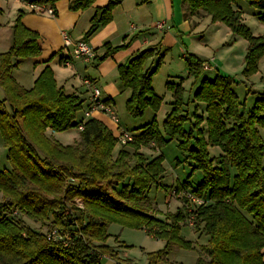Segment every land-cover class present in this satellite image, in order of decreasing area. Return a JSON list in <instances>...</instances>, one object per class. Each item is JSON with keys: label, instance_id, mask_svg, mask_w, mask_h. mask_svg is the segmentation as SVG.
I'll return each mask as SVG.
<instances>
[{"label": "trees", "instance_id": "16d2710c", "mask_svg": "<svg viewBox=\"0 0 264 264\" xmlns=\"http://www.w3.org/2000/svg\"><path fill=\"white\" fill-rule=\"evenodd\" d=\"M56 1L29 3L53 6ZM94 1L71 0L69 8L83 10ZM241 1L183 0L191 14L201 10L212 22L224 23L247 40L243 73L250 75L264 55V35H253L241 22ZM243 1L257 9L264 22V0ZM115 5L109 0L97 8L86 37L111 20ZM21 18L18 12L11 27V45L0 53V87L5 95L0 99V136L9 163L0 168V264H101V257L113 251L106 244L112 221L164 237L165 249L148 256V264L163 263L172 245L193 248L180 234L190 204L191 227L207 238L196 264H264V141L259 131L264 127V90L254 92V105L246 111L232 88L234 80L217 72L213 79H201L194 94L205 103V113L190 115L184 108L181 84L167 81L174 98L163 120L169 138L163 137L154 118L135 134L131 132L134 139L114 154L116 133L97 118H77L84 100L58 86L49 65L28 89L14 79L20 64L42 51L38 33ZM104 47V53L94 59H106L120 49ZM166 52L148 47L117 66L122 87L130 90L126 109L132 117L142 116L148 107L154 112L159 109L162 97L154 90L152 78ZM184 58L197 81L208 60L188 51ZM63 60L59 58L61 64ZM80 123L83 129L71 145L46 135L47 130L66 131ZM174 138L185 161L193 164L188 177L195 170L203 176L196 187L188 179L171 185L174 193L183 194L185 208L168 212L162 219L142 210L140 204L152 186L169 188L161 182L163 157L149 159L140 149L151 144L160 147ZM209 147H219L221 153L211 156ZM188 194L203 202H191ZM75 199H80L81 207ZM23 216L69 232L71 242L48 240L45 232L27 225Z\"/></svg>", "mask_w": 264, "mask_h": 264}, {"label": "rangeland", "instance_id": "374dc122", "mask_svg": "<svg viewBox=\"0 0 264 264\" xmlns=\"http://www.w3.org/2000/svg\"><path fill=\"white\" fill-rule=\"evenodd\" d=\"M7 6L9 8L12 6L11 0H8ZM239 9L241 10V22L250 28L251 33L255 36L264 35V22L259 20L258 10L250 7L243 0L239 4ZM196 33L195 37L191 38L192 42L197 41L200 43L202 41L201 43L205 46L182 48L188 47V38H185L182 41L181 39L178 40V46L167 48L158 71L152 78L154 90L162 97L161 105L156 112L149 107L146 108L144 114L139 117L129 115L126 109V101L130 96V90L122 87L118 77V70L111 61H105L103 64H100L98 62H103L106 59L90 60L91 62L87 63L75 59V63L77 64V68L75 67V69L63 66L60 62L58 63L57 52L49 60V67L52 69L54 77L56 75L55 80L58 86H62L65 91L75 89L80 98L84 100L83 106L77 114L78 119L97 118L116 133V125L103 112L96 111L90 117H85V110L88 108L87 105L89 103V93L87 87L81 83L80 77H87L91 80L94 79L93 81L102 97L106 98L109 96L106 99L109 98L108 101L119 118L121 127L135 134L140 127L155 118L163 137L168 139L169 136L163 128V120L171 110V102H173L174 98L170 90L167 89L166 82L169 81L174 85L181 84L183 88L182 98L185 103L184 108L188 110L190 115L194 111L205 113V103L196 100L194 94L200 86L201 79H213L217 74V71H203L199 76L200 78L195 81L194 76L189 71L183 52L185 54L186 51L189 53L200 51L199 54L202 55L200 58L210 57L212 62H214L213 58H216L219 73L229 76L234 80L232 88L243 103L244 110L246 111L250 110L254 105L256 100L254 92L264 90V55L259 58L257 70L254 73L250 75L243 73L244 56L247 48V40L245 38L233 34L227 25L222 22H212L210 17L200 22ZM74 37H81V40L77 41H84L86 39L85 33L81 35L78 30L73 31V40L75 39ZM191 45L193 46V44ZM3 51L4 48H0V52ZM156 51L159 50L157 49ZM96 54L98 55L99 52ZM54 57L55 61L52 62ZM149 64H151L150 61L146 66ZM35 65H33L31 59H26L13 72L14 79L22 87L30 88L33 85L34 79L39 75L40 70H34ZM38 65H42V63L39 62ZM99 66L103 70H100ZM259 131L264 141V127H260ZM79 133L80 129L78 127H72L61 132L46 131V135L49 138L63 145L75 143L79 138ZM120 146L116 144L114 154L120 149ZM140 151L149 159L158 155L163 157L162 165L164 172L161 182L169 187L165 191L163 188H156L155 185L152 186L147 193L146 201L140 204L142 210L163 219L166 213H173L177 208H185L184 205L186 203L184 199H181L183 194L174 193V190L170 189L171 185L173 186L175 183L188 179L191 186L196 187L201 182L203 174L200 170H195L191 177H188L193 164L185 161V154L177 146V139L169 140L160 147L155 146V144H151L149 147H141ZM209 153L211 156H217L221 153V150L219 147H209ZM5 154L6 149L0 136V168L9 166V163L5 159ZM74 203L78 207L82 206L80 199H75ZM189 207L193 208V205L190 204ZM23 218L27 225L47 233L49 228L42 222L32 221L25 216ZM180 227L181 236L189 240L193 248L187 249L172 245L165 256L166 259L163 260V263L159 264H196L198 255L203 253L200 246L206 244L207 238L205 235L197 233L187 222H182ZM107 233L106 244L111 246L113 251H111V255H103L101 257V264H148L149 254L162 251L166 246V239L164 237L151 236L144 228H137L120 221L110 222L107 227Z\"/></svg>", "mask_w": 264, "mask_h": 264}, {"label": "crops", "instance_id": "0c3cea01", "mask_svg": "<svg viewBox=\"0 0 264 264\" xmlns=\"http://www.w3.org/2000/svg\"><path fill=\"white\" fill-rule=\"evenodd\" d=\"M70 1L71 0H57L53 6L44 5L43 7H52L54 9V15H49L44 10L41 12L42 10L39 11L33 7V5L29 3V0H11L12 6H10V8L7 6L8 0H0V48H4V51H6L7 48L10 47L12 38L11 27L18 12H20L22 13V23L28 29L35 31L39 35V43L42 51L38 57L31 59L33 65L36 64L34 70L37 69L41 71L46 65H49V60L53 55H56L57 52L58 60L60 57H63L64 62L66 59L70 61L69 65H65L63 62V66L77 68L75 58H70L72 52L71 47H64L61 34L63 31L67 32L73 43L77 40H81V37H74L75 39L73 40V31L78 30L81 35L84 34L90 27L91 18L97 8L104 6L109 0H95L90 7L83 10L70 9ZM114 1L116 5L112 10L111 20L104 26L98 27L84 40L93 49L95 56L97 52H99L98 55L104 53L105 44L111 47H120L124 45L107 57L103 62H98L100 64H103L105 61H111L114 67L117 68L119 64L126 62V60L137 51L148 47L163 51L167 48L178 46L179 39L182 41L188 38V47L185 46L182 48H199L201 45L205 46L201 43L202 41H200V43L197 41L192 42L191 38H194L197 34L196 29L200 22L210 16L206 15V13L201 10L191 14L186 10V4H184L183 0ZM159 21L165 22L166 26H169V29L157 28L156 24ZM191 44H193V46ZM183 45L185 44L183 43ZM199 52L200 51H196L193 53H196L195 55L200 57L202 55H200ZM203 59L209 60L208 62L213 68L211 70H204L202 68L203 71L219 72L216 58H213L214 62H212L210 57H203ZM54 61L55 57L52 62ZM39 62H41L42 65L39 66ZM99 68L103 70L101 66H99ZM82 78L83 77H80L81 83ZM66 92L77 93L75 89ZM4 97V92L0 87V99H4ZM101 98L105 101L109 99L102 96Z\"/></svg>", "mask_w": 264, "mask_h": 264}, {"label": "built area", "instance_id": "2783aa9c", "mask_svg": "<svg viewBox=\"0 0 264 264\" xmlns=\"http://www.w3.org/2000/svg\"><path fill=\"white\" fill-rule=\"evenodd\" d=\"M44 5H33L36 9L39 11L43 12V10L49 14V15H54V9L52 7H43ZM38 7V8H37ZM40 8V9H39ZM156 27L159 29H169V26H166L165 22L159 21L156 24ZM62 40H63V45L65 48L71 47V56L70 58H75L79 59L83 62H89L90 60H93L95 55L94 51L92 48L89 47V45L85 41H76L73 43L67 32L63 31L62 32ZM65 65H69L70 61L65 60L64 62ZM203 69L205 70H211L213 69L212 66L210 65L209 62H205L202 64ZM82 84L87 87L88 92H89V97H88V108L85 110V117H90L94 112L96 111H101L104 114L108 115L111 121L116 125V136H117V142L120 145H124L129 141H132L134 139V135L127 129L123 128L120 126L119 118L117 115L114 113L111 105L101 98V93L93 80L90 78H82ZM78 129L82 130L83 129V124L78 125ZM191 202H195L196 204H200L203 201L199 199H194L191 197V195L188 194L187 196ZM188 217H187V223L192 226L194 222V214H193V208L189 207L188 205ZM47 239L48 240H53V241H60L63 242V244H69L72 240V235L69 232H64L59 230L56 227H51L48 229L46 233Z\"/></svg>", "mask_w": 264, "mask_h": 264}]
</instances>
